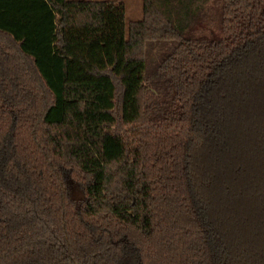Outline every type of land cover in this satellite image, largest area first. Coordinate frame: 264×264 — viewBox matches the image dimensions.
Instances as JSON below:
<instances>
[{"label":"trees","instance_id":"trees-1","mask_svg":"<svg viewBox=\"0 0 264 264\" xmlns=\"http://www.w3.org/2000/svg\"><path fill=\"white\" fill-rule=\"evenodd\" d=\"M0 0V264H264V0Z\"/></svg>","mask_w":264,"mask_h":264},{"label":"rangeland","instance_id":"rangeland-1","mask_svg":"<svg viewBox=\"0 0 264 264\" xmlns=\"http://www.w3.org/2000/svg\"><path fill=\"white\" fill-rule=\"evenodd\" d=\"M89 1V0H86ZM106 1V0H95ZM124 2L126 6V21H138L142 18V2L141 0H117Z\"/></svg>","mask_w":264,"mask_h":264},{"label":"crops","instance_id":"crops-1","mask_svg":"<svg viewBox=\"0 0 264 264\" xmlns=\"http://www.w3.org/2000/svg\"><path fill=\"white\" fill-rule=\"evenodd\" d=\"M89 1H95V0H89ZM114 1H117V0H114ZM96 2H98V1H96Z\"/></svg>","mask_w":264,"mask_h":264}]
</instances>
